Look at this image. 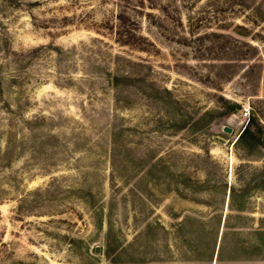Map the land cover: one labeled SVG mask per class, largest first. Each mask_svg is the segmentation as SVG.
Here are the masks:
<instances>
[{
  "label": "rangeland",
  "instance_id": "obj_1",
  "mask_svg": "<svg viewBox=\"0 0 264 264\" xmlns=\"http://www.w3.org/2000/svg\"><path fill=\"white\" fill-rule=\"evenodd\" d=\"M0 264H264V0H0Z\"/></svg>",
  "mask_w": 264,
  "mask_h": 264
},
{
  "label": "trees",
  "instance_id": "obj_2",
  "mask_svg": "<svg viewBox=\"0 0 264 264\" xmlns=\"http://www.w3.org/2000/svg\"><path fill=\"white\" fill-rule=\"evenodd\" d=\"M253 122H254V118L252 117V118L249 119V123H248L247 126L244 128V130L242 131V133H241V135L239 136V138L245 136V135L249 132L250 127H251V125L253 124Z\"/></svg>",
  "mask_w": 264,
  "mask_h": 264
},
{
  "label": "built area",
  "instance_id": "obj_3",
  "mask_svg": "<svg viewBox=\"0 0 264 264\" xmlns=\"http://www.w3.org/2000/svg\"><path fill=\"white\" fill-rule=\"evenodd\" d=\"M248 114H249V110H248V108H247V107L243 108V109H242V117H243L244 119H247V118H248Z\"/></svg>",
  "mask_w": 264,
  "mask_h": 264
},
{
  "label": "water",
  "instance_id": "obj_4",
  "mask_svg": "<svg viewBox=\"0 0 264 264\" xmlns=\"http://www.w3.org/2000/svg\"><path fill=\"white\" fill-rule=\"evenodd\" d=\"M229 129H227V131H228Z\"/></svg>",
  "mask_w": 264,
  "mask_h": 264
}]
</instances>
